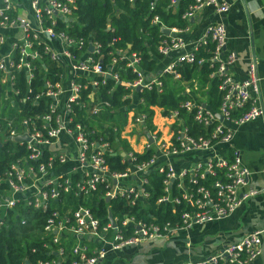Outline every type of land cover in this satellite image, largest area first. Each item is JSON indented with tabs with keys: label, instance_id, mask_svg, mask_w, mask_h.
<instances>
[{
	"label": "built area",
	"instance_id": "1",
	"mask_svg": "<svg viewBox=\"0 0 264 264\" xmlns=\"http://www.w3.org/2000/svg\"><path fill=\"white\" fill-rule=\"evenodd\" d=\"M63 1L27 0L35 22L31 24L12 0H0V48H7L0 55V85L8 108H16L19 102L25 105L27 99L24 95L13 97L18 91L13 86L12 69H22L30 78L31 60L41 59L43 54L59 69L58 79L44 80L43 89L31 101L33 105L42 102L43 113L32 117L27 109L17 126L5 120L7 131L3 135L0 130V143L11 141L17 147V155L0 171V229L5 211L13 209L17 202L47 212L39 236L41 248L36 251L33 247L30 253L54 255L52 259L37 258L34 262L24 257L19 264H60L65 248L75 256L68 264H99L110 252L192 224L225 218L255 195V190L247 187L249 170L240 156L229 149L236 130L263 115L255 64L249 62L241 80L227 73L236 57L234 52L226 51V30L220 17L228 12L230 4L226 0H168L165 9L172 12L179 2L186 3L180 14L184 25L168 26L157 14L150 17V23L157 25L160 33L156 51L161 64L154 73H143L137 67L134 52L112 48L105 63L96 42L90 40L84 46L80 39L54 32L51 27L42 28L43 14L51 19L70 20L71 0ZM153 6L151 2L149 10ZM204 9H209L216 20L200 35L188 38L185 35L191 29L189 20ZM207 45L211 48L206 62L215 65L210 76L218 77L217 89L221 92L216 110L193 93L197 87L194 81L191 87L181 81L184 92L191 97L180 103L184 115L176 110L163 113L161 108L151 106L153 113L148 121L147 114L138 110L142 99L132 101L131 94L143 89L158 91L161 86L158 77L164 74L179 80L177 66L193 63L198 49ZM81 46H84L81 52H73L76 55L71 52ZM124 59L125 67H130L136 78L122 82L129 90L122 98L128 97L129 103L116 109L123 114L125 123L120 130L112 127V131H118V138L111 145L105 138L106 131L90 139L94 130H87L77 114L81 118L110 108L108 100L96 95L97 86L107 79L120 84L112 66ZM202 61L199 59L197 63ZM190 123L196 129L190 128ZM121 141L125 142V149ZM146 150L151 151L149 157L137 160L136 155ZM106 154L119 156L121 171L111 169ZM156 181L160 194L153 202L166 204L170 209V219L164 222L154 221V216L146 219L141 212H145ZM93 194H98L104 203L119 199L125 208L122 206L112 215L107 207L106 222L101 223L85 205ZM108 212L111 221L107 219ZM24 223L21 219L20 224ZM259 234L252 231L200 261L184 264H245L261 253ZM61 242L63 246L59 245ZM51 243L58 246L52 249ZM49 244L51 250L47 251Z\"/></svg>",
	"mask_w": 264,
	"mask_h": 264
},
{
	"label": "trees",
	"instance_id": "2",
	"mask_svg": "<svg viewBox=\"0 0 264 264\" xmlns=\"http://www.w3.org/2000/svg\"><path fill=\"white\" fill-rule=\"evenodd\" d=\"M151 2L154 6L152 10H149ZM167 2L168 0H132L131 2H128V0H71L68 2L70 8L69 21L65 22L59 17L51 19L43 14L41 26L42 28L51 27L54 32H62L74 40L80 39L84 46H87L90 40L96 42L99 44L100 52L103 55L102 62L105 63L110 59L108 53L112 48L134 52L138 57V69L143 73H154L158 66L157 63L161 59L156 51L160 33L158 26L150 23V17L157 14L161 22L168 26L180 27L184 25V22L180 20V14L186 3L179 2L174 12H172L170 9H165ZM108 43H111V47L108 46ZM84 46H81V49L73 48L71 52H81ZM210 48L209 45L199 48L193 63H182L177 66L176 70L180 75L179 80H173L172 75L164 74L158 77L161 83L158 91L156 88H152L136 92V98L143 101V104L138 105V110L147 114L148 121H150L153 113L150 109L151 106L161 108L163 113L176 110L179 115H184L180 103L191 97L184 92L180 82H188L189 87H191L193 79L199 81V84L196 83L197 87L193 93L200 99L205 100L210 108L216 110L221 92L217 89L218 77L210 76L215 65L210 66L206 62V59L210 56ZM199 59H203V61L197 63ZM126 61V59L117 61L112 66V71L116 73L120 84L107 79L105 84L97 86L96 95L102 100H108L110 108L81 118L77 114V118L84 122L87 130H94V133L89 137L90 139L106 131L107 136L105 138L113 145V139L118 138V131H112V127L120 130L125 123L123 114L116 112V109L129 103L128 97L122 98L123 94H129V90L123 87L122 82H131L136 78V73L130 67H125ZM30 66V78H27L26 72L22 69H12L10 73L14 89L18 91L13 97L17 99L24 95L27 96V99L25 105L19 102L16 108H8V103L6 101L2 102L4 110L5 108L7 110L6 113L4 111L3 116L0 115V130L3 131V135L7 131L5 120H11L12 124L17 126L20 118L27 113V109L32 117L43 113V103L38 101L37 105H33L31 101L43 89L44 80L48 79L50 82H54L58 79L59 69L56 67V63L45 54L41 56V59L31 60ZM2 96L3 87L0 85V97ZM148 121L146 124L150 126ZM189 126L196 129V126L191 123ZM120 144L125 149V142L121 141ZM150 153V150H146L142 154H137V160L147 159ZM228 154H230V151H228ZM16 155L17 147L11 141L0 143L1 172L7 168L10 160ZM106 159L111 169L121 171L123 168L119 163L120 158L117 154L114 156L106 154ZM153 184L154 190L150 189L152 193L146 203L145 212L144 210L141 212L146 219L149 216H154V221L164 222L170 219V209L166 204H154L153 199L160 194V185L157 181ZM118 200L112 199L108 203H104L98 194H93L85 202V205L91 208L100 222L103 223L106 222L107 207L112 215L120 210L122 206L123 209L125 208L124 204ZM22 205L21 202H17L13 209L5 211V221L0 229V264H19L24 257L30 262H34L37 258L52 259L54 257L53 254L41 256L37 252L30 253V249L33 247L36 248V251L41 248L39 236L43 233L42 227L45 224L47 212L32 210L31 207H23ZM15 208L17 211H15ZM131 211L134 212V209ZM21 219H24V224H20ZM59 245L63 246L64 243L61 242ZM57 246L51 243L52 249ZM46 249L47 251L51 250L50 244L49 248ZM46 249L44 250L46 251ZM63 257L60 264H68L75 256L69 248H65Z\"/></svg>",
	"mask_w": 264,
	"mask_h": 264
},
{
	"label": "crops",
	"instance_id": "3",
	"mask_svg": "<svg viewBox=\"0 0 264 264\" xmlns=\"http://www.w3.org/2000/svg\"><path fill=\"white\" fill-rule=\"evenodd\" d=\"M228 12L220 17L226 30V51L235 54V61L227 73L236 80L246 76L249 62L255 64L258 78V101L263 115L239 127L232 137L229 149L237 153L249 170L247 187L256 194L247 199L229 216L203 224H192L164 234L162 237L145 240L136 246L110 252L99 264H184L200 261L220 248L238 242L244 235L260 232V255L245 264H264V0H226ZM25 18L34 24L27 0H12ZM24 15V14H23ZM216 20V16L204 9L190 24L193 38ZM10 36V35H8ZM10 41L11 38L7 37ZM53 45V43H51ZM7 48H0V55ZM161 64V60L157 63ZM136 102V92L131 94ZM0 97V104L3 102ZM67 141V138H65ZM64 141V144L66 143Z\"/></svg>",
	"mask_w": 264,
	"mask_h": 264
},
{
	"label": "water",
	"instance_id": "4",
	"mask_svg": "<svg viewBox=\"0 0 264 264\" xmlns=\"http://www.w3.org/2000/svg\"><path fill=\"white\" fill-rule=\"evenodd\" d=\"M189 21L191 22L192 19H190ZM161 31H162L163 33H167V30H166V29H161ZM88 49H91V44H88ZM137 89H138V88H136L135 90H137ZM217 117L220 118V116H218V115H217ZM19 139H21V138H19ZM105 201L107 202L108 199L106 198ZM107 219H108L109 221H111V216H110V213H109V212H108V214H107Z\"/></svg>",
	"mask_w": 264,
	"mask_h": 264
},
{
	"label": "rangeland",
	"instance_id": "5",
	"mask_svg": "<svg viewBox=\"0 0 264 264\" xmlns=\"http://www.w3.org/2000/svg\"><path fill=\"white\" fill-rule=\"evenodd\" d=\"M193 80H194L195 83L199 84V81H197V80H195V79H193ZM182 87H183V86H182ZM3 113H4V108H3V105L0 104V115L3 116ZM5 113H6V112H5Z\"/></svg>",
	"mask_w": 264,
	"mask_h": 264
}]
</instances>
